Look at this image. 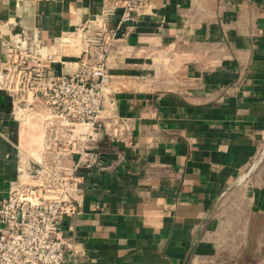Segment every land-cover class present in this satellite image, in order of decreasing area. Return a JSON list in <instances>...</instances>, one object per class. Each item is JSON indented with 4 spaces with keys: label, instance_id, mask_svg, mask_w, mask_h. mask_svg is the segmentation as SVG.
<instances>
[{
    "label": "crops",
    "instance_id": "crops-1",
    "mask_svg": "<svg viewBox=\"0 0 264 264\" xmlns=\"http://www.w3.org/2000/svg\"><path fill=\"white\" fill-rule=\"evenodd\" d=\"M102 1L0 0V197L16 147H28L11 108L32 96L20 102L19 89L6 87L21 56L8 46L25 35L24 67L39 48L48 78L72 69L75 30ZM146 1L129 21L120 7L108 18L116 41L100 116L121 123L123 135L94 142L102 163L81 173L76 211L60 225L61 264L251 261L254 219L264 214V186L252 182L264 154L233 185L264 149V0Z\"/></svg>",
    "mask_w": 264,
    "mask_h": 264
},
{
    "label": "built area",
    "instance_id": "built-area-1",
    "mask_svg": "<svg viewBox=\"0 0 264 264\" xmlns=\"http://www.w3.org/2000/svg\"><path fill=\"white\" fill-rule=\"evenodd\" d=\"M147 4L102 1L97 16L75 30L79 50L71 61L73 68L50 78L43 70L48 57L39 48L31 68L24 67L30 55L25 35L8 46V55L21 56L14 63L16 69L5 75L6 87L19 89L20 102L26 91L32 92L27 105L18 102L11 113L21 123L37 115L40 131L37 143L27 149L16 147L14 176L0 197V264L63 262L66 245L60 225L76 211L81 173L102 163L103 153L94 142L100 134L111 141L123 135L121 123L114 119L104 123L100 116L108 82L105 61L116 41L108 18L120 7V21H129Z\"/></svg>",
    "mask_w": 264,
    "mask_h": 264
},
{
    "label": "rangeland",
    "instance_id": "rangeland-1",
    "mask_svg": "<svg viewBox=\"0 0 264 264\" xmlns=\"http://www.w3.org/2000/svg\"><path fill=\"white\" fill-rule=\"evenodd\" d=\"M77 39H75L74 47L73 45L70 46L71 49H68V53H78V43ZM28 118L26 122H22L23 126V133L24 136L26 133V145L27 148L30 147V144H32L31 138L34 136H39V119L36 116H33L32 118ZM14 133H12V136ZM29 135V137H28ZM32 141V142H31ZM36 141V140H35ZM255 182H252L255 185H262L264 186V165L261 167V169L257 172V175L255 176ZM247 179V178H246ZM245 179V180H246ZM244 180V181H245ZM255 221V229L251 231V238H250V244L247 248V251H249L248 257H250L251 261H244L243 264H264V214L261 217V219H254ZM258 224L261 225V229L258 230Z\"/></svg>",
    "mask_w": 264,
    "mask_h": 264
},
{
    "label": "water",
    "instance_id": "water-1",
    "mask_svg": "<svg viewBox=\"0 0 264 264\" xmlns=\"http://www.w3.org/2000/svg\"><path fill=\"white\" fill-rule=\"evenodd\" d=\"M263 154H264V149L259 153L258 157L251 163L247 171L239 178V180L233 186L237 184H241L242 182H244L246 178L249 177L250 173L252 172V170L254 169V167L256 166V164L258 163L259 159L262 157Z\"/></svg>",
    "mask_w": 264,
    "mask_h": 264
}]
</instances>
